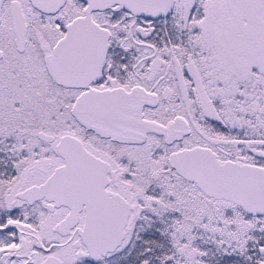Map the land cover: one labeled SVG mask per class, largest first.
Wrapping results in <instances>:
<instances>
[{"label": "snow or ice", "instance_id": "obj_1", "mask_svg": "<svg viewBox=\"0 0 264 264\" xmlns=\"http://www.w3.org/2000/svg\"><path fill=\"white\" fill-rule=\"evenodd\" d=\"M0 264H264V0H0Z\"/></svg>", "mask_w": 264, "mask_h": 264}]
</instances>
